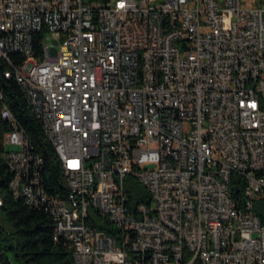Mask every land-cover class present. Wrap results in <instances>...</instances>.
<instances>
[{"label":"built area","instance_id":"built-area-1","mask_svg":"<svg viewBox=\"0 0 264 264\" xmlns=\"http://www.w3.org/2000/svg\"><path fill=\"white\" fill-rule=\"evenodd\" d=\"M39 33L56 38L42 58ZM5 49L24 62L5 61ZM0 59L67 193L46 190L43 160L0 85L13 190L51 211L54 241L73 248L74 264H264L254 211L264 200V7L0 0ZM129 180L149 204H132Z\"/></svg>","mask_w":264,"mask_h":264},{"label":"trees","instance_id":"trees-1","mask_svg":"<svg viewBox=\"0 0 264 264\" xmlns=\"http://www.w3.org/2000/svg\"><path fill=\"white\" fill-rule=\"evenodd\" d=\"M257 7H264V0H256ZM44 33L34 37L33 46L37 57H43ZM24 57L12 54L10 61L15 65L24 62ZM11 67L0 59V85L4 92V105L24 129L31 149L43 160V184L51 195L67 193L66 181L57 154L45 136L43 127L27 103L15 79L5 78ZM0 105V223L1 264H74L73 248L54 241V220L46 210L29 207L23 198L15 197L11 188L14 174L5 160L4 135L9 124L2 118ZM241 197V191L234 188ZM131 192L132 190L129 189ZM133 194V193H132ZM134 195V194H133ZM234 195V196H235ZM135 197V195H134ZM147 204L149 199L145 198ZM264 200L254 206V211L264 221ZM9 254L12 255L9 256Z\"/></svg>","mask_w":264,"mask_h":264},{"label":"rangeland","instance_id":"rangeland-1","mask_svg":"<svg viewBox=\"0 0 264 264\" xmlns=\"http://www.w3.org/2000/svg\"><path fill=\"white\" fill-rule=\"evenodd\" d=\"M241 6L243 8L257 7L256 6V0H241ZM55 39L56 38H55L54 34L46 33L44 36V41H45V43H48V44H51L52 41ZM128 186H129V189L132 190V193L135 195V197L132 201V204L136 203L139 200H143L145 198L150 197L149 191L143 185L139 184L135 180H129ZM262 209H264V205H263ZM9 256L12 257L11 254H9Z\"/></svg>","mask_w":264,"mask_h":264},{"label":"bare ground","instance_id":"bare-ground-1","mask_svg":"<svg viewBox=\"0 0 264 264\" xmlns=\"http://www.w3.org/2000/svg\"><path fill=\"white\" fill-rule=\"evenodd\" d=\"M12 54H14V49H5V61H10V56ZM5 160H6L7 164H8V166L10 167V160L8 159V156H6V154H5ZM11 188L13 190L12 184H11ZM13 193H14L15 197H17L16 196V191L13 190ZM2 205H3V201L0 198V207ZM46 212H48L51 215V211L46 210Z\"/></svg>","mask_w":264,"mask_h":264},{"label":"water","instance_id":"water-1","mask_svg":"<svg viewBox=\"0 0 264 264\" xmlns=\"http://www.w3.org/2000/svg\"><path fill=\"white\" fill-rule=\"evenodd\" d=\"M129 197L132 198V195H130ZM1 260H2V256L0 254V264H1Z\"/></svg>","mask_w":264,"mask_h":264},{"label":"crops","instance_id":"crops-1","mask_svg":"<svg viewBox=\"0 0 264 264\" xmlns=\"http://www.w3.org/2000/svg\"><path fill=\"white\" fill-rule=\"evenodd\" d=\"M2 221H3V220H2V217H1V215H0V223H2Z\"/></svg>","mask_w":264,"mask_h":264}]
</instances>
